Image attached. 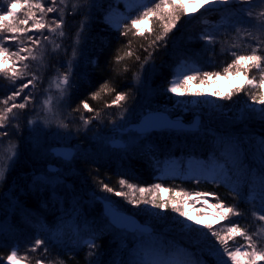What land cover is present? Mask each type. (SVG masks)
I'll return each mask as SVG.
<instances>
[{
	"label": "trees",
	"instance_id": "16d2710c",
	"mask_svg": "<svg viewBox=\"0 0 264 264\" xmlns=\"http://www.w3.org/2000/svg\"><path fill=\"white\" fill-rule=\"evenodd\" d=\"M10 2L11 0H0V9H2L0 15L6 14ZM41 2L46 7L51 6V0H41ZM112 6L113 3L110 0L101 1L99 7L92 12L89 25L84 30L83 47L79 50L83 52L82 55L79 53L80 70L73 76L75 85L70 96L71 113L89 119L94 125H101L115 112L121 109L130 110L139 105L140 114L160 111L172 119H179L184 124L197 115L202 124L204 122L210 126L209 128H214L213 124L219 122L218 120L237 121L234 118L243 108L249 110L253 106L259 107L253 104L250 98L251 94L257 90L247 85V80L243 75L233 74L230 77L220 75L204 83L200 80L189 81L182 90V95L167 91L175 68L181 62L191 63L194 65L192 68H199L202 71L222 73L223 68L235 59L233 53L236 55L251 54L252 49L256 48L257 54L264 56L263 35L257 40L247 37L238 39L235 34L228 35L229 30L236 28L232 26L234 21L238 18L245 19V15H241L238 11L226 13L199 10L194 16L189 17L184 8L177 26L168 33L164 40L150 47L149 45L155 40L153 27L156 34L162 30L159 21L155 26L151 21L143 22L147 24L146 29L141 30L143 35L137 33L134 36L129 33L127 36H121L119 31L112 29L104 18L106 11ZM231 7L237 8V6ZM25 11L26 8L21 0L17 15L22 18ZM164 11L166 12L167 9ZM37 16H39L38 12ZM53 17L55 14L49 13L45 19L50 20ZM80 21L79 14L65 15V25L62 29L65 36L60 39L61 46L65 47L64 45L67 46L74 42L77 30L80 29ZM66 22L69 23L66 24ZM30 25L31 22H29ZM205 30L214 35V43L211 45H206V42L200 39ZM45 31L46 29L43 34L48 35ZM136 31L133 29V32ZM41 33L42 30L40 32L33 30L28 35L39 36ZM5 46L15 50L16 43L7 42ZM65 50L70 51L69 48ZM129 51H132L133 55H127ZM149 53H151L150 57ZM118 56L123 59L118 61ZM146 57H148L147 62H145ZM8 66H12L11 61ZM143 70L150 74L145 84L138 79ZM30 74H32L31 70L28 77L25 80H17L16 85L31 79ZM190 74L195 73L190 72ZM249 76L254 77L258 82L261 74L253 68ZM236 77H243L246 84H244L245 88L239 92H235V89L240 86L232 87L230 90L234 94L231 99H222L230 90L216 99L212 96L208 100L204 99L205 102L202 105L199 101L200 105L193 106L191 99L187 97V94H194L193 88L207 87L217 78ZM104 85H107V88L101 91ZM11 88L10 81L0 74V99L10 94ZM263 89L264 86L258 89L262 98H264ZM27 91L26 89L25 92ZM94 93H99V95L93 98ZM117 93L126 94L125 100L121 101L119 106L112 103ZM21 98L18 97V101ZM82 102L88 103L93 111L89 112L84 109ZM199 106L204 109H198ZM77 108L79 110L74 111ZM208 109L212 113H208ZM224 128H226L223 130L225 136L236 140L242 149L246 145L243 142L244 139L264 138V120L254 119L253 115L241 118L234 126H222V129ZM175 130L179 129L149 132L147 133L149 136L147 144L141 143L131 150L126 147L116 149L115 154L75 156L68 165H71L72 169L70 175L62 179L55 189L29 181L28 171L18 172L11 182L13 186L8 185L0 191L2 192L0 194V216L5 219L9 218L11 225L7 232L0 234V264L6 262L7 255L10 254L14 245L19 247L18 255L27 257L26 262L23 260L20 262L22 264H36L37 259L45 258L47 264H92L96 261L98 264H127L132 257L118 256V251L121 248L134 246L133 235L152 234L160 229L165 221L168 223L169 218L164 214L166 210L153 209L150 205L129 204L125 198L104 191L105 184L120 191V179H126L129 183H134L139 187L161 184L164 191L156 193L161 202L170 195L172 199H177L176 191L214 194L206 198H210L212 203L219 200L227 206L234 207L240 213L235 220L229 217L222 223L223 225H220L226 226L232 221H238L239 227L251 235L250 222L254 216L253 213L259 207V201L258 199L255 203L249 201L251 196H256L262 191L261 187L253 183L257 175L254 172L255 168L246 162L242 168L235 169L229 160L219 157V148L201 135H195L187 140L188 144L181 145V141L171 135ZM248 141L246 140L249 144ZM171 157L178 164L180 172L172 174L166 170L163 172L164 165L171 160L169 159ZM189 157H197L207 165L212 164L213 158H218V162H221L220 164L226 170L224 179L213 182L197 180V178L185 175L183 172L186 171V161ZM234 188L240 190V195L233 191ZM169 189L171 192L168 191ZM123 191L128 193L129 189L124 187ZM11 195L16 197L18 204L25 208L24 213L19 209L14 212L7 209ZM139 195L138 192L135 193L137 198ZM98 198L110 201L115 209L133 216L140 224H150V232H131L113 228L103 215ZM53 233H56V239L52 238ZM122 235L124 238L119 240L118 237ZM36 238L42 239L45 245L37 252H31L29 246L34 244ZM90 239H95V249H90L85 243ZM230 246H233V250L239 246L246 248L247 241L241 236L234 235L233 239L228 242V247ZM44 247H47V252L44 251ZM90 252L94 254L89 255Z\"/></svg>",
	"mask_w": 264,
	"mask_h": 264
},
{
	"label": "rangeland",
	"instance_id": "374dc122",
	"mask_svg": "<svg viewBox=\"0 0 264 264\" xmlns=\"http://www.w3.org/2000/svg\"><path fill=\"white\" fill-rule=\"evenodd\" d=\"M101 1L104 0H96V4L93 8H91L90 14H92V12L99 7ZM110 1L113 3V6L111 9L109 8V10L106 11L104 18H106L110 12L112 14L111 18L114 20H123L128 17H135L137 9L140 7V4L138 3H129V0H120L119 3L114 2V0ZM133 2H136V0H133ZM140 2L142 3L143 0H140ZM231 6L236 7L237 5ZM198 9L203 12H207L206 9H200L198 3H188L187 0H185V11L189 17L194 16L196 12L199 11ZM87 11L88 9L85 8L84 12ZM251 11V20L248 19L246 12H240V14L246 16L244 20L247 24L253 25V27L249 29V31L252 32V35H248V33L243 29L237 32L236 28L229 30L228 35L233 36V34H235L238 39H244L247 37L255 40L262 35L264 36V32L257 31V27L264 23V17L259 16V13L264 11V3H261V0H253ZM68 12H71V4L68 5L65 15H68ZM54 14L55 17L58 15V13ZM75 14L77 13H72L71 15ZM79 17L81 21L85 18L84 14H79ZM68 23L69 22H66V24ZM146 27V23H142L137 26L140 30H145ZM111 28L114 29L113 27ZM43 31L44 29H42V33ZM59 31L60 30L57 31L54 37L57 44H60V39H62L61 36H59ZM45 33L51 35L47 32V29ZM75 42L76 37L74 38V42L72 44L67 46L64 45L65 47L61 46L59 49H54L52 44H47V52L45 56L38 61L29 60L26 62L30 65V70L32 71V74L30 75L37 76L36 87L31 89L34 99L31 103H29L28 108L21 112L19 121L20 130L17 131L16 127H10L9 135L19 149V159L14 166L5 169L4 176L0 179V191L4 190V188L8 185L9 187H12L13 185L11 182L14 176L21 170L22 172L28 171L29 181L40 186H48L55 189L62 179L68 177L72 171L71 165L68 166L71 161L63 163L60 159L55 158L50 154L49 150L55 147H70L74 149L75 157L84 154H95L97 156H102L107 153L115 154L116 150L109 146L110 141H121L125 144L128 150L136 148V146L139 144L141 145V143L144 145L147 144L146 141L149 139L147 133L138 134L132 130L128 131L126 134L116 133L117 130L122 131L130 125L137 124L139 119L147 114H140L139 105H136V107H133L130 110L121 109L119 112H115L111 115V117L109 116L110 118L107 117L109 119L104 121L101 125H94L92 124L93 122L90 121V123L85 126L83 124V117L70 112V96L75 85L73 76H75V73H78L80 66L78 65V67L74 69V73L70 77V80L72 81L71 88L64 97L60 96V93L55 88L53 81L65 73L68 61L73 58V47H78V53L74 63L79 64V50L83 47L82 39L80 40V44L78 46ZM66 48H69L70 51H66ZM193 66L194 65L191 63L181 62L175 68L173 79L175 78V73L178 72L187 71L188 74H190V72H192L190 69H192ZM149 76L150 74H147V72L143 70L140 72L138 79L140 82L145 84ZM244 84H246V80L243 77L229 79L217 78L214 83H211L207 87L193 88L194 94H187V97L191 99L193 106L200 103L199 101H201L202 105L205 102L204 99L208 100L210 96L215 97L216 99L222 96V94L227 93L232 87ZM46 100H50L49 107L52 109L53 114L58 115L60 120L67 123V128L57 129L55 120L49 127H44L42 125L39 130H34L35 125L32 127L27 125L29 118H33L34 121H42L45 114L44 102ZM261 107H264V105H259V107L253 106V108L256 109L255 112L251 111L253 108L249 110L247 108H243L234 119L239 121L241 118L253 115L254 119L260 120L261 117L259 109ZM198 109H204V107L199 106ZM209 110L210 109L207 110L208 113H212ZM37 112H39V116L36 115ZM207 116H209V114H207ZM197 117L199 118V116L194 115L191 118V121L186 123V125L191 126L194 119ZM200 120L201 119L199 118L196 128L175 130L171 134L172 137L179 139L181 141V145L188 144L187 140L192 139L195 135H201L204 138H207L219 148V157L229 160L231 166H234L235 169L242 168L246 162L252 165V167L255 168L254 172L257 174L255 176V180L253 179V183L258 187H261L259 184V174L261 171H264V145L260 142L261 139H244L243 142L249 146L245 145L244 149H242L236 140L225 136L223 130L226 128L222 129V126L231 127V125H236L237 121L218 120L219 122L213 124L215 125L214 128H209L210 126H207L204 122L202 124ZM13 123L15 124L16 122L14 121ZM3 140L5 141L6 147L9 136L3 137ZM246 140H249V144ZM169 159L171 160L164 165L163 172L164 170H166L169 174L180 172L178 170L179 166L173 157ZM217 159L218 158H213L212 164L207 165L197 157H189L186 161L187 163L185 167L187 172L185 171L186 173H183L187 176L197 178V180H215L219 182L224 179L226 170ZM48 166H56L58 171H49L47 170ZM20 174L24 175V173ZM40 181H43V183H39ZM1 193L2 192H0V194ZM205 199H207L209 203H212L210 198ZM100 202H106L112 206V203L105 199L100 198ZM7 209L10 210V212H14L19 209L22 213H24L25 210L24 207L18 204L17 198L12 195L8 201ZM184 210L187 211L189 216L193 217V220L198 219L200 223L197 225L192 221L173 213L171 211V205H169V208L164 213L169 218L168 223H165V221L161 224L160 229L154 231L152 234L137 233V235H133L132 242L134 243V246L130 248H121L118 251V256L133 257L134 252L136 249L140 248L141 245H143L146 249L151 248L153 245H158L163 247L166 256L180 260L183 264H197V262L198 264H217V261L221 256H223V249L215 237H213L204 226L211 224L213 229L220 231L223 227L222 223L226 220H221L219 216H214V210L209 208L208 204L203 203V201L196 202L194 197L188 198V205L184 208ZM229 217L234 220L236 218V216L231 215ZM9 221V218L5 219L0 216V234L7 232L11 228ZM180 221H183L185 224L190 223L193 228H199L201 232L208 234L203 236L197 234L196 232H189L182 227ZM250 223L252 225L251 235L254 242H256L258 248H264V221H260L253 216ZM146 226L150 227V224H146ZM123 238V235L118 237L119 240H122ZM229 248L233 249V246H230ZM217 250H219V255H217ZM243 250L249 249L246 247L243 248ZM223 259L227 260V256H223ZM4 264H6V262ZM228 264H232V262L228 261ZM240 264H246V262L241 259ZM256 264H264V260H257Z\"/></svg>",
	"mask_w": 264,
	"mask_h": 264
},
{
	"label": "snow or ice",
	"instance_id": "6c2138e0",
	"mask_svg": "<svg viewBox=\"0 0 264 264\" xmlns=\"http://www.w3.org/2000/svg\"><path fill=\"white\" fill-rule=\"evenodd\" d=\"M114 2L119 3L120 0H114ZM187 2L198 3L199 8L206 9V11H223L226 13L237 11L246 12L248 19H252L251 5L253 0H187ZM129 3L140 4L135 17L114 20L111 18L112 14L110 12L105 18L106 23L119 31L121 36H127L129 33H132V35L135 36L137 33L143 35L142 31L137 28L138 25L145 21H151L153 26H155L156 22L159 21L162 30L156 34L153 27L152 31L155 35V40L149 45L150 47L155 45L158 41L164 40L168 33L177 26L185 8V0H143L142 3L140 0H136V2L129 0ZM261 3H264V0H261ZM69 4H71V12H68L67 14L71 15L72 13H77L84 14L85 16L84 20L81 21L80 29L76 33L75 43L78 46L80 40L83 38L84 30L89 25L91 18L90 10L95 6L96 0H51V6L47 7L41 2V0H23V5L25 6L26 11L22 18L17 15V9L21 5V0H11L6 14L0 15V34H3L0 35V74H2L3 78L8 79L12 86L10 94H8L6 98L0 99V105H3V107H0V179L3 178L5 169L14 166L19 159V149L15 142L12 141L11 136L9 135V130L10 127H16L17 131L20 130L19 121L21 112L26 110L29 103L34 99L31 89L36 87L37 76L32 75L31 79H27L26 82L20 85H16L15 82L17 80H25V78L28 77L30 65L25 63V61L40 60L47 52V44H52L54 49H59L61 47L60 44L56 43L54 37L58 30H60L59 36H65V32L62 31V29L65 25V13ZM231 5H237L238 7L233 8ZM85 8L88 9L87 12H84ZM165 9H167L166 12L164 11ZM37 12L39 13V16H37ZM49 13H58V15L50 20H46L45 17ZM259 16L264 17V11L260 12ZM229 19L231 20V17H229ZM29 22H31L30 26ZM232 26L236 27L237 32L243 29L248 35H252V32L249 31V29L253 27V25L247 24L243 18L236 19ZM42 29H47V32L51 35H44L43 33L39 36L28 35V33L33 30L40 32ZM133 29H136L137 31L133 32ZM257 31L264 32V23L257 27ZM145 39H147V37H145ZM200 39L204 40L206 45L214 43L213 33L208 32L207 30L201 35ZM7 42H15V50H11L9 47L5 46ZM77 53L78 47H73V58L68 61L65 73L53 81L55 88L59 91L61 97H64L71 88L72 81L70 80V77L73 75L74 69L78 67V63H74ZM80 54L82 55V52H80ZM127 55L131 56L133 55V52L129 51ZM233 55L235 56V59L223 68L222 73L202 71L199 68L190 69V71L195 74H188L187 71L175 73V78L169 82L170 86L167 88V91L182 95V90L185 89V86L189 81L200 80L201 83H204L207 80L214 79L220 75L225 77H230L233 74L236 76L243 75L247 80V85L257 90L251 94L250 98L252 103L264 105V98L260 97L258 91L261 86H264V56L258 55L256 48L252 49L251 54L236 55L233 53ZM150 56L151 53H149V57ZM121 59H123V57H117L118 61ZM147 59L148 57L145 58V62H147ZM9 61L12 62L11 67L8 66ZM92 63L96 62L92 61ZM253 68L257 69L261 74L258 82L254 77L249 76V72ZM106 88L107 85H104V88H102L101 91ZM244 88L245 86L241 85L239 88L235 89V92H239ZM26 89L29 91L25 92ZM233 94L234 92L230 90L222 97V99H231ZM97 95H99V93H94L93 98ZM18 97H22V100L18 101ZM125 98V93H117L112 103L119 106L120 102L125 100ZM49 104L50 100L44 102L45 114L42 121H34L33 118L28 119L27 125L29 127L35 125L34 130H39L42 125L44 127H49L54 120L56 121L57 129H65L68 127V124L60 120L58 115L53 114ZM82 105L83 108L87 109L89 112L93 111L88 103L82 102ZM78 110V108L74 109V111ZM251 111L255 112L256 109L253 108ZM259 114L261 119L264 120V107L259 109ZM36 115L39 116V112H37ZM97 115H99V113H97ZM92 119H95V117H92ZM14 121L16 122L15 124L13 123ZM89 123V119H83V124L85 126ZM5 136H9L6 147L5 141L3 140V137ZM260 142L264 145V138H261ZM55 154L56 153H53V155ZM64 155L67 157L68 153H64ZM72 158L74 159L75 157ZM213 182L216 181L213 180ZM39 183H43V181H40ZM119 184L121 186L120 191L114 190L107 184L104 185V191L113 193L117 197H123L126 199L127 203L136 206L143 204L150 205L153 209L167 210L169 205H171V211L173 213H176L180 217H184L197 225L200 221L198 219L193 220V217L189 216L187 211L184 210L188 205L189 196H193L196 202L203 201V203L208 204L209 208L214 210L213 215L219 216L221 220H228L230 215L237 216L240 214L234 207L227 206L219 200H216L214 203H209L205 198L214 195L211 193H186L183 191H176L175 196L177 199H172V196L170 195L167 199L161 202L156 193L164 191V189L159 183L152 184L150 187H139L134 183H129L126 179H120ZM259 184L262 189L261 193H258L256 196H251L249 202L255 203L258 199L259 207L253 215L256 219L264 221V171H261L259 174ZM124 187L129 189L128 193L123 191ZM168 191L171 192L170 189ZM233 191H235L237 195H240V190L238 188H234ZM136 192L140 194L138 198L135 196ZM180 223L182 227L189 232H196L203 236L208 234L201 232L199 228H193L190 223L185 224L183 221H180ZM204 227L207 228L208 232L215 237L217 242H219L223 249V256H227V260L223 259V256H221L217 261V264H228V261H231L232 264H240L241 259H243L246 264H256L257 260H264V248L257 247L253 237L239 227L238 221H232L230 225L223 226L220 231L213 229L211 224H207ZM234 235L243 237V239L247 241V247L249 250H243L242 246L236 247L234 250L230 249L228 247V242L233 239ZM52 238H57L56 233H53ZM85 243L90 249H95L96 247L95 239L87 240ZM44 245L45 242L42 239L36 238L34 244L29 246V251L37 252V250ZM44 251L47 252V247H44ZM18 252V245H14L10 254L7 255L6 264H20L22 260L26 262L27 257L18 255ZM93 254V252L89 253V255ZM217 255H219V250H217ZM36 264H47V260L46 258L37 259ZM92 264H98V261L92 262ZM127 264H183V262L166 256L162 246L153 245L151 248L146 249L141 245L140 248L136 249L133 257L127 262Z\"/></svg>",
	"mask_w": 264,
	"mask_h": 264
},
{
	"label": "water",
	"instance_id": "95a60500",
	"mask_svg": "<svg viewBox=\"0 0 264 264\" xmlns=\"http://www.w3.org/2000/svg\"><path fill=\"white\" fill-rule=\"evenodd\" d=\"M199 122V118H195L191 126H187L182 121L170 118L164 112H151L142 116L138 123L135 125H130L124 130H117L116 133L126 134L128 131L132 130L138 134L157 132L162 129H192L196 128ZM109 146L116 149H125V145L121 141H110ZM50 154L60 159L64 163L72 161L74 157V149L70 147H55L49 150ZM53 153H56L53 155ZM64 153H68L66 157ZM47 170L56 172L58 168L56 166H48ZM100 201V199H98ZM103 215L108 219L109 224L116 229H125L127 231H141L144 233H149L150 228L146 225L139 223L137 219L133 216L128 215L122 211L115 209L113 206L106 202H101Z\"/></svg>",
	"mask_w": 264,
	"mask_h": 264
},
{
	"label": "bare ground",
	"instance_id": "6f19581e",
	"mask_svg": "<svg viewBox=\"0 0 264 264\" xmlns=\"http://www.w3.org/2000/svg\"><path fill=\"white\" fill-rule=\"evenodd\" d=\"M78 85H79V84L77 83V86H78ZM77 86H76V87H77ZM98 199H100V198H98Z\"/></svg>",
	"mask_w": 264,
	"mask_h": 264
},
{
	"label": "flooded vegetation",
	"instance_id": "af4514ba",
	"mask_svg": "<svg viewBox=\"0 0 264 264\" xmlns=\"http://www.w3.org/2000/svg\"><path fill=\"white\" fill-rule=\"evenodd\" d=\"M115 150V149H114Z\"/></svg>",
	"mask_w": 264,
	"mask_h": 264
}]
</instances>
